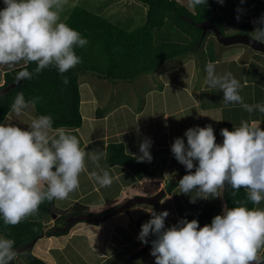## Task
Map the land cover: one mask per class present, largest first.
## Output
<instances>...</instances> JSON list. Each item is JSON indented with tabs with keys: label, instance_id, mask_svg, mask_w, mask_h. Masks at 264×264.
Returning a JSON list of instances; mask_svg holds the SVG:
<instances>
[{
	"label": "clouds",
	"instance_id": "obj_1",
	"mask_svg": "<svg viewBox=\"0 0 264 264\" xmlns=\"http://www.w3.org/2000/svg\"><path fill=\"white\" fill-rule=\"evenodd\" d=\"M218 2L223 4L224 0ZM207 3L187 0V7L194 10ZM67 4L69 0H3L0 65L36 64L33 71L23 68L17 72V84L49 67L62 75L65 85L70 83L63 74L82 62L75 49L87 45L88 40L65 22L66 17L61 19ZM255 23L260 26L250 33L251 40L264 43V16ZM217 63H206L204 83L221 90V102L225 106L238 103L249 113H264V103H244L240 81L231 72L217 73ZM39 99L26 100L19 92L11 111L20 115ZM53 125L51 115L33 119L27 129L0 122V219L5 225L20 223L45 201L67 199L79 188L86 158L98 160L104 155L86 152L77 135ZM220 136L223 140L217 142L209 123L189 128L184 133L187 142L184 137L175 138L171 152L187 171L178 186L183 193L195 191L197 199L206 200L209 194L222 197L229 188L235 197L243 188L246 200L233 199L234 207L225 204L222 213L203 227L197 219L187 218L166 226L169 211L151 208V218L142 224L138 239L148 244L149 237H155L150 252L155 264H262L264 207L249 208L248 202L257 206L264 202V129L257 120H245L231 131L220 129ZM152 143L146 138L140 144V162H152ZM90 176L100 187L110 186L114 179L107 169L102 174L93 171ZM197 199L191 198L190 202ZM14 245V239L0 235V264H11L16 259Z\"/></svg>",
	"mask_w": 264,
	"mask_h": 264
},
{
	"label": "crops",
	"instance_id": "obj_2",
	"mask_svg": "<svg viewBox=\"0 0 264 264\" xmlns=\"http://www.w3.org/2000/svg\"><path fill=\"white\" fill-rule=\"evenodd\" d=\"M178 1L184 5L183 1ZM146 10L145 7L144 12ZM203 48L202 46V50L198 53L172 61V64L165 65L154 74L145 75L135 80L134 82L140 87L137 88L136 97L133 95L132 98L138 102L142 95L141 100L144 103L140 110L135 105L132 107L125 102V104L112 110H105L103 113L101 107H98L102 104L99 103V99L106 96L108 93H106V88L108 91L110 86L114 90L110 93L113 96L119 85L112 84L95 75L92 76V80L81 83L79 76L81 113H83V106L93 107V110L88 114H82L81 128L65 130L78 136L80 145L86 152L92 155L103 152L104 155L100 156L98 160L86 158V170L80 174L79 188L73 194H69L66 200L69 204L61 210L68 209L75 203L94 208L107 206L117 201L125 189L143 185L144 181L137 178L132 171L107 165L106 154L110 144H122L127 154L137 158L142 155L139 151L140 144L146 138H151L153 143L150 151L153 160L150 163L147 161L143 163L148 166L153 175L149 177L151 181L160 182V187L164 190L174 174L182 173L184 166L175 159L171 152V145L175 138L184 137V133L189 128L204 127L211 123L215 129L217 142L223 140V137L220 136V129L228 128L231 131L234 126H239L241 121L257 120L261 123V128L264 129V113L259 111L249 113L238 103L225 106L221 102L223 99L221 90L211 88L204 83L205 66H201L202 64L206 65L208 61H218L216 67L242 61L241 64L235 65L236 69L216 71L220 74L231 72L240 81V94L244 103H263L264 56H260L259 52L249 53V47L244 45H211L206 48L207 51L205 48L203 51ZM203 57L207 58L205 63L201 60ZM2 67L3 65H0L4 79L5 68ZM3 84L4 81L0 83V87ZM145 85H148V90L143 93L142 87ZM82 86L86 88L85 96L82 93ZM104 89L105 92H101ZM139 91L142 94L139 95ZM136 106H141V104ZM32 108L25 109L20 115L10 112L4 122L14 123L22 129H27L32 120L39 117L35 109ZM131 117L133 118L131 119ZM130 119L136 122V126L134 129L124 128L131 124ZM162 123L165 124V128L160 129ZM119 124L120 127L115 132L113 129ZM184 139L187 142V138L184 137ZM161 167L163 168L161 169ZM105 169L114 178L112 184H117L115 189L112 188L113 193L118 192L117 195L108 198L103 195L113 185L100 187L90 176L93 171L102 174ZM165 174L168 175L165 176ZM179 191V200L173 199ZM216 199L214 195L209 194L203 203L207 201L218 205ZM187 201V195L178 186L170 195L166 194L165 198L156 206L137 205L128 213H120L100 224L80 221L77 222L79 225L77 224L76 228L73 226L75 229L72 227L66 235L40 238L33 244L32 253L48 264H138V262L155 264V258L150 254L151 240L155 237L150 236L148 244H144L138 239L142 224L151 218L148 211L151 208L156 212L169 211L170 215L166 218V226H171L191 212L187 210L189 208ZM56 206L58 207V200H56ZM80 223L88 224L84 225L86 231L78 230L82 225ZM84 232L87 233L83 234ZM144 249L147 250L140 257L133 258L136 253ZM261 251L264 264V250ZM127 252L129 253L125 254ZM18 253L20 257L25 255L24 250ZM118 254L126 256L117 262L115 259ZM25 263L24 260L23 264Z\"/></svg>",
	"mask_w": 264,
	"mask_h": 264
},
{
	"label": "trees",
	"instance_id": "obj_3",
	"mask_svg": "<svg viewBox=\"0 0 264 264\" xmlns=\"http://www.w3.org/2000/svg\"><path fill=\"white\" fill-rule=\"evenodd\" d=\"M139 1L147 8V18L144 25L133 31L124 30L103 15L76 6L65 22L78 30L88 40V44L75 49L82 62L63 74L68 77L70 83L65 85L62 75L55 68L49 67L39 74H34L32 79L23 80L6 91L8 87L16 84L18 71L23 68L33 71L36 64L21 62L14 67L5 68L4 84L0 87V122H4L11 112V105L17 93L23 92L26 100L41 98L34 106L37 116L51 115L54 127L79 129L83 124L79 82L81 74L90 73L114 83L134 82L142 76L154 74L169 62L200 52L209 36L216 38L213 31H208L203 36L200 26L204 23L218 26L227 36V27L211 0H208L206 5L197 6L193 11L177 0ZM2 7L3 0H0V8ZM172 30L178 31L181 38H176L178 36L171 33ZM201 60L203 61V58ZM106 162L110 166H121L132 171L137 178L144 181L143 185L125 189L117 201L103 207L94 208L75 203L70 208L61 210L56 206L54 199L43 202L35 213L16 225H5L0 219V235L14 239L17 252L24 250L25 264H48L33 255V244L44 236L66 235L71 229L72 220L82 216H100L122 206L133 197H153L162 190L160 182L151 181L149 178L153 175L148 166L127 154L122 144L108 146ZM178 182L179 180L174 179L170 181L164 189L166 194L170 195L178 187ZM246 195L242 188L232 197L229 188L223 194L224 205L234 207L233 199L246 200ZM248 207L256 205L248 202ZM217 210L216 205L204 203L182 218L189 221L197 219L203 227L211 223L217 215ZM44 216L55 217L53 228L45 226L41 219ZM11 264L17 263L12 261Z\"/></svg>",
	"mask_w": 264,
	"mask_h": 264
},
{
	"label": "rangeland",
	"instance_id": "obj_4",
	"mask_svg": "<svg viewBox=\"0 0 264 264\" xmlns=\"http://www.w3.org/2000/svg\"><path fill=\"white\" fill-rule=\"evenodd\" d=\"M180 1H183L184 6L186 8H188L187 7V0H180ZM211 2L216 6V9L219 13V16L221 17V19L223 20V23L227 27V36H232V35H248V36H250V33H252L256 27L260 26L255 22L258 21L262 16H264V0H224L223 4H220L218 2V0H211ZM76 6L83 7V8H85V9H87V10H89L95 14L103 15L105 18L110 20L112 23L120 26L121 28H123L124 30H127V31H133V30L140 28L142 25L145 24L146 18H147V10H146V12H144L145 6L139 0H69V4L65 5L64 11L61 14V19H64L66 17V20H67V18L69 17V15L71 14V12L73 11V9ZM237 9H241V11L238 12ZM237 16H239L240 18L237 19ZM170 32L175 34V36H178L176 38H181L180 37L181 34L178 31L172 30ZM218 44L220 45V43L217 41V39L214 36H209L208 39L204 42L203 47L206 49V48H209L211 45H218ZM238 45H242V44H238ZM244 46H246V45H244ZM246 47H249V46H246ZM204 48H203V51H204ZM206 51H207V49H206ZM248 51H249V53H257L256 51H254L250 47L248 48ZM260 56H264V54L261 53ZM206 61H207V58L203 57L202 62L205 63ZM233 61H235V60H233ZM236 61H238V60H236ZM241 62H237V63L241 64ZM237 63L231 62L230 64H225V65L216 67V70L223 72L229 68L230 69H236L235 65H237ZM170 64H172V63L169 62L166 65H170ZM201 66L204 67L205 64H202ZM8 67H9L8 65H3L2 68H8ZM92 76H93V74H90V73L81 74L80 75V82L86 83L89 80H92ZM3 81H4V79H3L2 72H1L0 73V83H2ZM111 83L114 84V82H111ZM157 83H159V82H157ZM117 84L119 85V87L113 96L110 95V93L113 92L114 90H113V87L110 86V87H108L109 88L108 91L106 88V93L108 92L106 94V96L102 99H99V103H102V104H101V106L99 105L98 107H101V109L103 110L102 111L103 113H105V110H109V109L112 110L113 108H116L117 106L125 104V102L127 104H130L132 107H134V105H135V107L138 110L143 108L144 102L141 100L142 95H141V99H139L138 102H135L134 99L132 98L133 95H135V97H136L137 88L140 87V86H137L136 82H129V83L117 82ZM147 86L148 85H145L142 87L143 93L147 92V90H148ZM85 90H86V88L84 86H82V93L84 96L86 94ZM101 92H105V89L101 90ZM140 94H142L141 91H139V95ZM262 97L264 98V96H262ZM262 101L264 103V99ZM137 104H141V106H136ZM32 109H35V107H33ZM92 110H93V107H90V106L84 107L83 106V113L82 114L83 115L88 114ZM11 113L15 114V112H13V111H11ZM132 118L133 117H131V119ZM131 119H130L131 124L126 125V127H124V128L127 129L130 127V129H134V127L136 126V122L132 121ZM160 126H161L160 129L165 128L164 123H162ZM119 127H120V124L116 125L115 129H113V130H115V132H116V130ZM107 165L109 167H113V166H110L109 164H107ZM114 167L120 168L121 166H114ZM122 168H124V167H122ZM162 168L163 167H161V169ZM183 171H186L185 167L182 168V172ZM173 179L176 180L175 174L173 175V177H171L170 181H172ZM115 186L117 187V184H114L112 187H110L108 189V191L106 192V194H104L103 196H106L108 198V197H113V196L117 195L118 192L113 193V190H112L113 187L115 189ZM73 193L74 192H72L70 194H73ZM108 193H110V194H108ZM98 195L102 196L101 194H98ZM179 195H180V191L177 194H175L176 197L174 196L173 199L179 200ZM186 195H187V200H188L187 203L189 206V208H187V210H190L191 211L190 213L194 212L196 209L200 208L204 204L203 203L204 199H197L198 195L195 191H193L192 193H187ZM191 198L197 199L196 202L191 203L190 202ZM219 198L220 199H218V198L216 199V202H218V205H216L218 208L217 213H216L217 215L222 213V210L224 207L223 197L222 198L219 197ZM66 200L67 199L58 200V207L60 209L65 208V206H67V204H69L68 201H66ZM206 203H208V202L206 201ZM256 207H264V202H262L261 205H258V206L256 205ZM178 208H179V211L181 212L182 210H181L180 206ZM41 219L47 228H53V225H54V219L53 218L44 216V217H41ZM77 222H78L77 220H72L70 227L71 228L73 226L75 227L79 223V222L78 223ZM80 224H82V225H80V228L78 230L83 232L85 230L84 225H88V224H84V223H80ZM74 227H73V229L76 228V227L75 228ZM85 233H87V232H84L83 234H85ZM44 237H46V236H44ZM128 253L129 252H127L125 254H128ZM125 254H118L115 261L119 262L121 260L120 258H123L126 256ZM25 258H26L25 255L20 257V255L18 253V255L14 261L17 264L18 263L23 264Z\"/></svg>",
	"mask_w": 264,
	"mask_h": 264
},
{
	"label": "water",
	"instance_id": "obj_5",
	"mask_svg": "<svg viewBox=\"0 0 264 264\" xmlns=\"http://www.w3.org/2000/svg\"><path fill=\"white\" fill-rule=\"evenodd\" d=\"M201 29H203V36L208 31H213L216 39L219 43H221L224 46H231V45H246L252 48L254 51L264 54V43L255 42L251 40V37L248 35H232V36H225L218 26L212 24V23H204L200 26ZM20 84V83H19ZM17 85L13 84L6 91L10 90L11 88L15 87ZM194 171V169H193ZM185 174H187V171H183L182 173L178 174L176 177V180H180ZM166 196V191L161 190L160 193H158L156 196L153 197H133L126 201L122 206L117 207L116 209H113L111 211H108L107 213L100 215V216H82L77 221H85L92 224H100L102 222H105L109 220L110 218L120 214V213H128L133 207L137 205H148V206H156L160 203L162 199ZM55 218V217H53ZM147 249H144L143 251L137 253L133 258L136 259L141 256L143 252H145Z\"/></svg>",
	"mask_w": 264,
	"mask_h": 264
},
{
	"label": "built area",
	"instance_id": "obj_6",
	"mask_svg": "<svg viewBox=\"0 0 264 264\" xmlns=\"http://www.w3.org/2000/svg\"><path fill=\"white\" fill-rule=\"evenodd\" d=\"M260 256L262 258V264H263V253H262V251L260 252Z\"/></svg>",
	"mask_w": 264,
	"mask_h": 264
}]
</instances>
